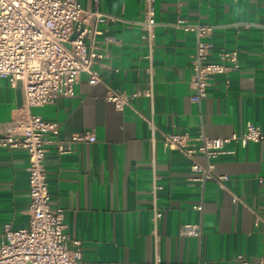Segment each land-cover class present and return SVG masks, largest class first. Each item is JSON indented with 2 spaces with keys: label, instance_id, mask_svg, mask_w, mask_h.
<instances>
[{
  "label": "crops",
  "instance_id": "obj_1",
  "mask_svg": "<svg viewBox=\"0 0 264 264\" xmlns=\"http://www.w3.org/2000/svg\"><path fill=\"white\" fill-rule=\"evenodd\" d=\"M85 9L122 19L109 28L114 42L95 65L102 82L80 75L73 97L34 107L31 113L57 121L59 140L92 133L95 142L73 144L60 154L47 147L45 166L53 208L65 212L66 231L82 243L80 264H237L244 255L264 258V141L227 146L232 154L215 160V174L227 179L203 185L190 181L189 161L153 146L145 118L161 132L196 137H229L247 123L264 131V0H156L155 96L138 97L118 110L106 100L109 89L128 95L147 85V48L139 22L143 0H79ZM179 19L212 28L208 60L237 51L239 70L211 80L207 96L191 101L190 58L196 35L176 28ZM22 85L0 78V125L18 117ZM55 140V139H53ZM157 205L162 210L153 234V166ZM205 163L202 155H197ZM28 153L0 147V236L6 227L30 223ZM185 224L202 226L200 236L182 235Z\"/></svg>",
  "mask_w": 264,
  "mask_h": 264
},
{
  "label": "built area",
  "instance_id": "obj_2",
  "mask_svg": "<svg viewBox=\"0 0 264 264\" xmlns=\"http://www.w3.org/2000/svg\"><path fill=\"white\" fill-rule=\"evenodd\" d=\"M156 0H143V17L138 23L142 29L148 61L144 74L147 85L130 95L109 89L106 100L116 109L131 106L138 97L153 101L155 96L154 51L156 46ZM122 21L117 16L98 10L85 9L79 0H0V78L7 79L12 87L22 85L24 104L18 117L0 125V147L23 149L28 153L30 223L27 228L6 227L0 236V264H80L83 251L80 240L70 239L66 231L65 212L53 208L47 179L45 159L47 147L55 143L60 154L70 151L73 144L95 142L92 133L74 135L69 141L59 140V123L45 120L31 113L34 107L53 103L59 97H73L75 86L83 73L89 83L102 82L95 65L107 58V46L115 40L108 35L112 24ZM176 28L196 35L195 52L190 58L191 86L196 94L191 101L199 103L207 96L211 80L239 70L237 51H223L217 61H209L210 44L204 38L210 27L190 25L179 19ZM151 131L154 146L157 136L163 146L181 152L189 161L190 181L204 184L208 180L221 183L226 176L215 174V160L223 154H232L231 143L246 147L250 142L264 141V131L258 125L247 123L245 130L229 137H208L200 134L164 133L159 130L153 116L145 118ZM55 139V140H53ZM202 155L205 163L197 159ZM153 166V234L158 237V221L162 210L157 205L155 159ZM182 235L200 236L202 226L185 224ZM237 264H264V258L253 261L244 255Z\"/></svg>",
  "mask_w": 264,
  "mask_h": 264
}]
</instances>
